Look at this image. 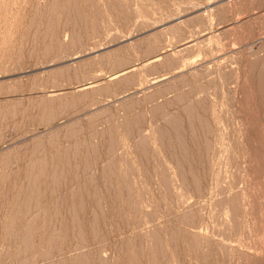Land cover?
I'll return each mask as SVG.
<instances>
[{"label":"rangeland","instance_id":"rangeland-1","mask_svg":"<svg viewBox=\"0 0 264 264\" xmlns=\"http://www.w3.org/2000/svg\"><path fill=\"white\" fill-rule=\"evenodd\" d=\"M86 91H91L88 93L90 96L83 94ZM72 96H83L73 109L57 114L49 122L37 120L42 107L40 102L58 97L67 100ZM10 107H17V114L6 116L5 111ZM23 108L29 110L24 113ZM174 120L180 127L178 135L181 133L185 149L192 155L187 163H178L174 157L180 149L169 150V137L162 138L163 133H170V139L176 135L169 131L170 122ZM192 122L204 125L203 132L196 134L197 138L196 135L191 137ZM65 133L71 135L67 137ZM201 143H204L203 148ZM83 145L85 153L82 158L86 156L83 159L87 158L85 160L89 162L88 167L91 164L90 167L87 168V164L84 167L82 162L85 160L79 159L81 164H77L73 171L67 170L69 174L62 179L60 186L56 185L59 189L55 187L52 196H44L47 199L45 203L51 206L55 198L56 201H61L62 196L65 198L78 180L81 188L86 185L88 190L90 187V192L86 190L88 193L84 188L80 201L63 202L64 209L59 208V216L54 217L57 226L53 217H50L52 221L49 219V232L54 230L53 221L57 228L59 221L67 222L68 226L62 229L58 239L62 240V236L69 239L62 250H42L37 242L24 251L23 229L40 208V205L35 209L32 206L33 211L30 204L29 209L27 198L26 205L23 204L31 184L27 173L36 161L51 163L62 151L71 152L77 148L75 146ZM60 147L61 152L56 155ZM70 157L69 153L60 159L65 170L75 160L74 156ZM189 166L191 174L194 173L192 175H201V178L197 176L199 183L194 189L188 186L191 179L183 175L189 172L186 169ZM5 175L12 177L7 179L6 187L0 189V203L16 197L18 208L24 213L27 209L28 214L7 228L8 213L1 211L4 216L0 219V264H18L20 260L22 264L25 261L27 264H51L52 261V264L60 261L61 264H75V259L84 254L90 257V264H104V261L105 264H118L119 261L120 264H264V0H0V180ZM105 178H113L115 184L110 185ZM201 206L205 208L199 209ZM117 207H126L124 213L128 211L125 214L131 216H124L125 221H131L128 225L123 220L124 214L119 221ZM71 211L78 213L76 218L80 220L76 219V225L79 223L82 230L76 225L74 229L71 227ZM190 211L192 215H189ZM90 215L98 216V226L94 228L97 231L98 227L97 232L85 227ZM182 215L194 218L186 220L181 218ZM134 217V221L140 223H132ZM190 218L196 223H191ZM116 221L118 225H115ZM168 223L171 224L166 227ZM175 229L179 230V236ZM48 230L43 231L46 232L43 238L51 235ZM70 230L74 232L70 233ZM154 230H158L159 235ZM40 233H32L30 238L35 240ZM174 236L182 237L179 238L182 242L185 240V245L181 242L185 249L181 245L173 248ZM192 238L196 240L193 243L190 242ZM155 240L159 241L158 245ZM76 246L79 250L75 249ZM70 247L75 251L71 252ZM152 249L161 254L157 252L156 255ZM43 251L49 252L48 258ZM130 256L132 258H128ZM62 258L66 261L63 262Z\"/></svg>","mask_w":264,"mask_h":264},{"label":"bare ground","instance_id":"bare-ground-1","mask_svg":"<svg viewBox=\"0 0 264 264\" xmlns=\"http://www.w3.org/2000/svg\"><path fill=\"white\" fill-rule=\"evenodd\" d=\"M7 3V2H6ZM13 3H15V2H13ZM12 3V4H13ZM15 5V4H14ZM13 5V6H14ZM16 9V8H15ZM5 24V23H4ZM17 44V43H16ZM45 51H46V49H45ZM63 70V69H62ZM70 73V72H69ZM105 76V75H104ZM66 81V80H65ZM67 82V81H66ZM104 85V84H103ZM55 86V85H54ZM88 86V85H87ZM102 89H103V87H102ZM106 90V89H105ZM103 91V90H102ZM89 92H91V91H89ZM89 92H85V93H83V92H81V93H83V94H88ZM107 92V91H106ZM89 94H91V93H89ZM88 94V96H90ZM96 95V94H95ZM105 95H106V93H105ZM84 96V95H83ZM83 96H78V97H69V99H67V100H64V99H61V97H58V99H55V100H50V101H44V102H40V106H42L41 108H40V110H39V114L37 115V120L39 121V122H49V120L51 121L53 118H55L56 116H58L59 114H63L64 113V111H67V110H71V109H73L75 106H77L78 105V103L80 102L79 100H82V98H83ZM99 98V97H98ZM38 105V106H39ZM112 107H114L113 105H112ZM118 108V107H117ZM29 109L28 108H23V112L25 113V111H28ZM17 112H18V109H17V107H10V108H7L6 109V111H5V113H6V116H14L15 114H17ZM58 114V115H57ZM107 115V114H106ZM121 115V114H120ZM110 116V115H109ZM114 117V116H113ZM160 118V117H159ZM102 119V118H101ZM78 123V122H77ZM93 123V122H92ZM116 123V122H115ZM42 124V123H41ZM87 124V123H86ZM118 124V123H117ZM224 124V123H223ZM91 125V124H90ZM83 127V126H82ZM191 131H192V133H191V137L192 138H194L195 137V135L196 134H198V133H200V132H203V128H204V125H203V123H196V122H192L191 123ZM88 128H89V126H88ZM93 128H94V125H93ZM126 128V127H125ZM63 129V128H62ZM76 129V128H75ZM80 129H82V128H80ZM79 129V130H80ZM89 129H91V128H89ZM129 129V128H128ZM132 129V128H131ZM77 130V129H76ZM85 130H86V128H85ZM126 130V129H125ZM146 130V129H145ZM173 131L176 135L175 136H172V139H170V133H163V135H162V138L164 139V138H166L167 139V137H169V143L167 142V144H168V146H169V150H171V149H176L177 147L180 149H178L179 151H177L176 152V154H175V157H174V159H176V161L179 163H181V162H184L185 163V161H186V163H187V161H189V157L190 156H192L191 154H189V151H187L186 149H185V147H184V142L182 141V136L179 134L178 135V131H180V127H179V125H178V123H177V121H172V122H170V126H169V131ZM129 131V130H128ZM131 131V130H130ZM147 131V130H146ZM151 131V130H150ZM205 131V130H204ZM64 132V131H63ZM124 132V131H123ZM66 133H68L69 134V132H66ZM65 133V135H67ZM77 133L79 134V132H78V130H77ZM83 133H84V131H83ZM106 133V132H105ZM146 133V132H145ZM64 134V133H63ZM62 134V137L64 136ZM107 134V133H106ZM105 134V135H106ZM59 135H61V134H59ZM58 135V136H59ZM71 135V134H70ZM70 135H67V137L68 136H70ZM80 135V134H79ZM103 135H104V132H103ZM108 135H109V133H108ZM108 135L106 136V137H108ZM116 135V134H115ZM121 135V134H120ZM75 136V135H74ZM98 136V135H97ZM133 136H134V134H133ZM197 136L198 135H196V138H197ZM200 136V135H199ZM39 137V136H38ZM52 137V136H51ZM55 137V136H54ZM91 137V136H90ZM99 137V136H98ZM100 137H101V135H100ZM105 137V136H104ZM128 137V136H127ZM201 137V136H200ZM200 137H199V139H200ZM212 137V136H211ZM49 138V137H48ZM57 138V137H56ZM50 139V138H49ZM55 139V138H54ZM64 139V138H63ZM65 139H66V137H65ZM99 139V138H98ZM101 139V138H100ZM57 140V139H56ZM62 140V139H61ZM228 140V139H227ZM47 141V140H46ZM49 141V140H48ZM60 141V140H59ZM134 141H136V140H134ZM211 141V140H210ZM214 141V140H213ZM4 142V141H3ZM102 142V141H101ZM107 142V141H106ZM117 142H120V141H117ZM121 142H123L122 140H121ZM193 142V141H192ZM204 142V141H203ZM57 143H58V141H57ZM216 143V142H215ZM222 143V142H221ZM239 143V142H238ZM3 144V143H2ZM51 144V143H50ZM199 144H200V141H199ZM198 144V145H199ZM212 144V143H211ZM210 144V145H211ZM225 144V143H224ZM223 144V145H224ZM49 145V144H48ZM86 145H88V144H86ZM104 145V144H103ZM222 145V146H223ZM230 145V144H229ZM232 145V144H231ZM44 146V145H43ZM54 145L52 144V147H53ZM64 146V145H63ZM85 145H83V146H80V147H78V146H75V147H77V148H75L74 149V151H71V152H68L67 150V152L64 150V151H62V153L60 154V156L59 155H57V154H59L60 152H61V148L62 147H60V151H58V153L56 152V155L58 156V157H56V155H55V157L56 158H54V161H52L51 163H48L47 162V160L46 161H39L38 160V162L36 161V165L34 164L33 166H31V169H30V172H28L27 173V177L30 179L29 180V183H31L30 185H29V190H28V193H26L28 196L27 197H25V201H24V203L23 204H25L26 205V201L28 200V204H27V207L29 208V206H30V204H31V209H32V206H33V208L35 207V206H39L40 205V208L38 207V212H36V213H34L35 214V216H34V218L33 219H30L29 218V220H28V222H26V227H24V231L22 232V234L24 233V237H23V240H24V243H25V246L23 247V248H25V250L22 248V250H24V251H26V248H28V246H32V245H34V244H36L37 242V244L38 245H41L42 247H41V249L42 250H46V251H54V250H58L59 248L61 249L65 244H66V240H68L69 238H67V237H65V236H62V237H64V238H61L62 240H59L58 238H59V233L60 232H62L64 229L63 228H65L66 226H68V224H67V222H62V221H59V225L60 226H58V228L57 227H55L54 226V221H55V224H56V226L58 225V222H56V220H55V218L54 217H57V216H59L58 214H59V208L60 209H64V207L65 206H63V202L64 201H66V202H77L78 200L80 201L81 200V197H82V195H83V193H84V188L86 187V185L83 183V188H81V185H80V182H78L77 181V184H75V187L72 189H70L71 191L67 194V196L64 198V196H62L63 198L61 199V201H56V198H55V201L53 202V204H51V206H49V204H46L45 203V201L47 200L46 198H44V196L46 195V196H52V194L53 193H55L54 192V189H55V187H56V185H58V186H60V183H61V181H62V179H65L64 177L67 175V173H68V171H73L74 170V168H76L78 165L77 164H81V161L79 160V159H83L84 157H86V156H84L83 158H82V156L84 155L83 153H85V152H83L84 150H85V148H84V150L82 149V147H84ZM114 146H116V145H114ZM142 146V145H141ZM201 146H202V148L204 147V143L202 144L201 143ZM246 146H247V144H246ZM35 148H36V146H34ZM41 147V146H40ZM88 147V146H87ZM86 147V148H87ZM102 147V146H101ZM198 147V146H197ZM34 148V149H35ZM42 148V147H41ZM68 148H70L69 146H68ZM109 148H110V146H109ZM187 148V147H186ZM199 148V147H198ZM44 149V148H43ZM42 149V150H43ZM49 149V148H48ZM58 149H59V147H58ZM57 149V150H58ZM65 149H67V148H65ZM91 149V148H90ZM92 149H93V146H92ZM102 149V148H101ZM111 150L113 149V148H110ZM115 149V148H114ZM196 149V148H195ZM199 149H201V148H199ZM233 149V148H232ZM24 150V149H23ZM27 150V149H26ZM73 150V149H72ZM83 150V151H82ZM88 150V149H87ZM95 150H96V148H95ZM106 150H107V148H106ZM177 150V149H176ZM197 150V149H196ZM196 150H195V153H196ZM212 150V149H211ZM148 151V150H147ZM202 151H204L203 149H202ZM202 151H201V154H203L202 153ZM245 151V150H244ZM243 151V152H244ZM248 151V150H247ZM246 151V152H247ZM11 152V151H10ZM27 152V151H26ZM52 152V151H51ZM53 152H55V150L53 151ZM52 152V153H53ZM99 152V151H98ZM110 153V155H111V151H109ZM127 152V151H126ZM251 152V151H250ZM17 153V152H16ZM24 153V151L22 152V154ZM35 153V152H34ZM69 153H70V155H71V157L72 156H74V158L73 159H75V160H73V163L71 164V165H68V167H69V169H64V167H62V163L63 162H60V159H62V157L63 156H66V155H68L69 156ZM123 153V152H122ZM163 153V152H162ZM193 153V152H192ZM197 153H198V155H199V152L197 151ZM196 153V154H197ZM207 153V152H206ZM209 153V152H208ZM223 153V152H222ZM73 154V155H72ZM117 154V153H116ZM168 154V153H167ZM166 154V155H167ZM173 154V153H172ZM247 154H249V153H247ZM15 155V154H14ZM112 155H113V153H112ZM219 155H220V153H219ZM222 155V154H221ZM250 155V154H249ZM248 155V156H249ZM19 156H21V155H19ZM24 156V155H23ZM95 156V155H94ZM16 157V156H15ZM70 157V158H71ZM77 157V158H76ZM124 157V156H123ZM225 158L227 157V156H224ZM11 158V157H10ZM27 158V157H26ZM43 158V157H42ZM45 158V157H44ZM43 158V159H44ZM53 158V157H52ZM89 158V157H88ZM101 158V157H100ZM107 158V157H106ZM160 158V157H159ZM206 158V157H205ZM85 159H87V158H85ZM85 159H83L82 161H84ZM108 159V158H107ZM111 159V158H110ZM167 159V158H166ZM193 159V158H192ZM219 159V158H218ZM217 159V160H218ZM247 159V158H246ZM19 160V159H18ZM66 160H68V159H66ZM66 160H65V162H66ZM105 160V159H104ZM109 160V159H108ZM159 160V159H158ZM161 160V159H160ZM201 160V159H200ZM16 161V160H15ZM79 161H80V163H79ZM92 161V160H91ZM106 161V160H105ZM111 161V160H110ZM123 161V160H122ZM121 161V162H122ZM167 161V160H166ZM195 161V160H194ZM219 161V160H218ZM224 161V160H223ZM247 161V160H246ZM69 162V161H68ZM72 162V161H71ZM172 162V161H171ZM203 162H204V160H203ZM220 162V161H219ZM218 162V163H219ZM83 163V166L84 167H86V164L87 163H89V162H86V160H85V162H82ZM106 163H108V161L106 162ZM114 163V162H113ZM118 163V162H117ZM127 163V162H126ZM165 163V162H164ZM202 163V162H201ZM59 164H61L60 166H59ZM105 164V163H104ZM157 164H159V163H157ZM161 164H162V162H161ZM167 164V163H166ZM22 165V164H21ZM66 165V164H65ZM91 165V164H90ZM90 165H89V167H90ZM133 165V164H132ZM162 165H164V164H162ZM175 165V164H174ZM217 165V164H216ZM64 166V165H63ZM114 166V165H113ZM197 166V165H196ZM81 167V166H80ZM83 167V168H84ZM88 167V164H87V168H89ZM121 167V166H120ZM124 167V166H123ZM126 167V166H125ZM128 167V166H127ZM169 167V166H168ZM195 167V166H194ZM79 168V167H78ZM138 168V167H137ZM210 168V167H209ZM79 169H81V168H79ZM121 169V168H120ZM125 169V168H124ZM163 169V168H162ZM186 169L189 171H187V170H185V172L187 171L188 173H184L183 175L184 176H186L187 178H188V180L189 179H191V181L189 180H187L188 181V183H187V181H185V179H187V178H185L184 179V181L188 184V186L190 185L191 186V188L193 187V189H194V187H196L197 188V186H198V184L197 183H199V178H201L199 175H192V174H194V173H192L191 174V167L189 166L188 168L186 167ZM15 170V169H14ZM68 170V171H67ZM83 170V169H82ZM86 170V169H85ZM85 170H84V172H85ZM141 170V169H140ZM183 170H184V168H183ZM207 170H208V168H207ZM22 171V170H21ZM77 171V170H76ZM79 171V170H78ZM122 171V170H121ZM163 171V170H162ZM165 171V170H164ZM174 171V170H173ZM181 171V170H180ZM194 171V170H193ZM196 171V170H195ZM199 171V170H198ZM213 170H211V172H212ZM221 172H222V170H220ZM18 172V171H17ZM123 172V171H122ZM200 172V171H199ZM207 172V171H206ZM77 173V172H76ZM79 173V172H78ZM80 173H82V172H80ZM88 173V172H87ZM100 173V172H99ZM143 173V172H142ZM146 173V172H145ZM160 173V172H159ZM246 173V172H245ZM10 174V173H9ZM16 174V173H15ZM69 174V173H68ZM75 174V173H74ZM89 174V173H88ZM91 174V173H90ZM154 174V173H153ZM198 174V173H197ZM210 174V173H209ZM216 174V173H215ZM75 175H77V174H75ZM107 174H105V176H106ZM175 175V174H174ZM182 175V174H181ZM181 175H179V177L181 176ZM182 175V176H183ZM208 175V174H207ZM218 175V174H217ZM217 175H215V176H217ZM23 176V175H22ZM79 176V175H78ZM78 176L76 177V178H78ZM102 177L101 178H103V174L101 175ZM168 176V175H167ZM173 176V175H172ZM176 176V175H175ZM197 176H199V178H197ZM12 177V176H11ZM10 176H8V175H5V177H3V179H1L0 180V189H2V188H5L6 187V181H7V179H10L11 178ZM26 176L24 175L23 176V178H25ZM80 177V176H79ZM85 178H86V176H84ZM126 177V176H125ZM155 177V176H154ZM16 178V177H15ZM70 178H71V175H70ZM90 178V177H89ZM100 178V179H101ZM123 178V177H122ZM128 177H126V179H127ZM209 178H210V176H209ZM214 178V177H213ZM107 178H105V180H106ZM124 179V178H123ZM130 179V178H129ZM151 179V178H150ZM175 179H177V177L175 178ZM204 179H206V178H204ZM13 180V179H12ZM15 180V179H14ZM26 180H28V179H26ZM92 180V179H91ZM99 180V179H98ZM104 180V179H103ZM168 180V179H167ZM210 180V179H209ZM212 180V179H211ZM218 180V179H217ZM10 181V180H9ZM31 181V182H30ZM100 181V180H99ZM115 180L113 179V178H109V179H107V182L108 183H110V185L114 182ZM121 181V180H120ZM126 181V180H125ZM128 181V180H127ZM164 181V180H163ZM171 181V180H170ZM177 181V180H176ZM200 181H201V179H200ZM69 182V181H68ZM75 182V181H74ZM85 182V181H84ZM91 182V181H90ZM101 182V181H100ZM104 182V181H103ZM118 182V181H117ZM122 182V181H121ZM146 182H147V178H146ZM150 182V181H149ZM153 182V181H152ZM165 182V181H164ZM173 182V181H172ZM183 182V181H182ZM202 182V181H201ZM22 183V182H21ZM70 183V182H69ZM76 183V182H75ZM86 183H88V182H86ZM104 183H106V182H104ZM120 183V182H119ZM124 183V182H123ZM128 182H126V184H127ZM134 183V182H133ZM148 183V182H147ZM157 183V182H156ZM184 183V182H183ZM215 183V182H214ZM101 184H102V182H101ZM114 184H115V182H114ZM144 184V183H143ZM164 184V183H163ZM162 184V185H163ZM167 184V183H166ZM186 184V185H187ZM207 184V183H206ZM89 185V184H88ZM100 185V184H99ZM103 185V184H102ZM113 185V184H112ZM121 185H122V183H121ZM120 185V186H121ZM173 185H175L174 183H173ZM184 185H185V183H184ZM183 185V186H184ZM217 185V184H216ZM20 186V185H19ZM65 186V185H64ZM73 186V185H72ZM71 186V187H72ZM107 186H108V184H107ZM124 186V188H126L127 187V185H126V187H125V184L123 185ZM134 186V185H133ZM156 186V185H155ZM171 186V188H172V185H170ZM176 186H178V185H176ZM200 186V185H199ZM213 186V185H212ZM62 187V186H61ZM60 187V188H61ZM100 187V186H99ZM137 187V186H136ZM140 187V186H139ZM151 187V186H150ZM25 188H27L26 186H25ZM63 188V187H62ZM61 188V189H62ZM65 188V187H64ZM63 188V189H64ZM88 188V187H87ZM95 188V187H94ZM102 188H103V186H102ZM111 188V187H110ZM123 188V189H124ZM128 188H130V187H128ZM132 188V187H131ZM142 188V187H141ZM149 188V187H148ZM153 188V187H152ZM162 188V187H161ZM174 188V187H173ZM177 189H178V187H176ZM184 188V187H183ZM182 188V189H183ZM187 186H186V190H187ZM190 188V187H189ZM195 188V189H196ZM17 189V188H16ZM22 188L20 187V190H21ZM56 189L58 190L59 189V187H56ZM83 189V190H82ZM89 189H90V187H89ZM89 189L87 190L86 188H85V191L87 190V191H89ZM106 189V188H105ZM122 189V190H123ZM136 189V188H135ZM138 189V188H137ZM150 189V188H149ZM179 189H181V188H179ZM181 189V190H182ZM212 189V188H211ZM14 190H15V188H14ZM69 190V189H68ZM91 190V189H90ZM130 190V189H129ZM167 190V189H166ZM181 190H179V191H181ZM207 190V189H206ZM215 190V189H214ZM17 191V190H16ZM18 191H19V189H18ZM17 191V192H18ZM22 191V190H21ZM20 191V192H21ZM43 191H46V192H43ZM61 191V190H60ZM86 191V192H87ZM124 191V190H123ZM133 191V190H132ZM142 191V190H141ZM165 191V190H164ZM169 191V190H168ZM174 191V190H173ZM211 191V190H210ZM57 193H59L58 191H56ZM85 192V193H86ZM90 192V191H89ZM167 192V191H166ZM170 192H171V190H170ZM169 192V193H170ZM175 192V191H174ZM185 192V191H184ZM62 193V192H61ZM88 193V192H87ZM92 193H93V191H92ZM127 192H125L124 194H126ZM139 193V192H138ZM149 193V192H148ZM173 192H171V194H172ZM176 193H177V191H176ZM175 193V194H176ZM211 193H213V192H211ZM22 194H23V192H22ZM63 194V193H62ZM96 194V193H95ZM129 194H130V191H129ZM137 194V193H136ZM143 194V193H142ZM145 194H147V193H145ZM174 194V195H175ZM182 194V193H181ZM184 194H187V193H184ZM203 194V193H202ZM94 195V194H93ZM113 195V194H112ZM120 195V194H119ZM133 195V194H132ZM148 195V194H147ZM173 195V196H174ZM177 195V194H176ZM204 195V194H203ZM26 196V195H25ZM45 196V197H46ZM90 196V195H89ZM104 196V195H103ZM130 196V195H129ZM136 196V195H135ZM146 196V195H145ZM150 196H151V194H150ZM156 196V195H155ZM162 196V195H161ZM168 196H170V195H168ZM198 196V195H197ZM201 196V195H200ZM239 196V195H238ZM15 197V196H14ZM20 197V196H19ZM58 197H59V200H60V196L58 195ZM102 197V196H101ZM112 197H114V196H112ZM134 197V196H133ZM165 197V196H164ZM178 197V196H177ZM177 197H175V198H177ZM16 198V197H15ZM10 199L9 200V202H7L8 201V199H7V203H5V201L3 202V203H0V219H2L1 218V216H4V215H1V211H5L6 212V214L8 213V215L7 216H9L8 218H9V225H7L6 224V227L7 228H9L10 227V225H11V227L13 226V224H15V222L18 220V219H20V217H22L24 214H28L27 212V209H25V208H23V209H25V213H24V211L23 210H21L20 208H18V204H19V202L16 200V199ZM23 198V197H22ZM26 198H27V200H26ZM130 198H132V197H130ZM135 198V197H134ZM163 198V197H162ZM172 198V197H171ZM180 198H181V196H180ZM184 198L185 197H183V200H184ZM187 198H189V197H187ZM202 198V197H201ZM209 198V197H208ZM233 198V197H232ZM106 199V198H105ZM108 199V198H107ZM136 199V198H135ZM159 199V198H158ZM178 200H179V198H177ZM182 199V198H181ZM180 199V200H181ZM210 199V198H209ZM215 199V198H214ZM19 200V199H18ZM50 200H51V198H50ZM90 200V199H89ZM99 200V199H98ZM125 200H127V199H125ZM137 200V199H136ZM151 200V199H150ZM165 200H167V202H168V199H165ZM170 200V199H169ZM178 200H176V202L178 201ZM222 200V199H221ZM236 200V199H235ZM22 200H20V202H21ZM87 201V200H86ZM85 201V202H86ZM97 201V200H96ZM145 201H146V199H145ZM153 201V200H152ZM193 201H196V200H193ZM209 201V200H208ZM17 202H18V204H17ZM90 202H91V200H90ZM130 202H132V201H130ZM137 202V201H136ZM139 202H140V200H139ZM173 202V201H172ZM171 202V203H172ZM185 202V201H184ZM183 202V203H184ZM189 202V201H188ZM187 202V203H188ZM206 202V201H205ZM84 203V202H83ZM97 203V202H96ZM100 203V202H99ZM119 203V202H118ZM126 203V202H125ZM127 203H129L128 201H127ZM133 203V202H132ZM142 203V202H141ZM148 203H149V201H148ZM157 203V202H156ZM166 203V202H165ZM209 203V202H208ZM230 203V202H229ZM77 204H79V203H77ZM86 204H88V202L86 203ZM90 204V203H89ZM98 204V203H97ZM96 204V205H97ZM120 204V203H119ZM130 204V203H129ZM134 205H135V203H133ZM132 204V205H133ZM137 204V203H136ZM176 204V203H175ZM182 204V203H181ZM186 204V203H185ZM193 204V203H192ZM196 204V203H195ZM202 204H203V202H202ZM220 204V203H219ZM218 204V205H219ZM43 205V206H42ZM55 205V206H54ZM108 205V204H107ZM114 205H116V204H114ZM123 205H125V204H123ZM127 205V204H126ZM138 205V204H137ZM136 205V206H137ZM143 205H145V203L143 204ZM155 205V204H154ZM173 206H174V204H172ZM188 205V204H187ZM186 205V206H187ZM189 205H190V203H189ZM67 206H69L68 204H67ZM82 206V205H81ZM92 206V205H91ZM94 206H95V204H94ZM98 206V205H97ZM96 206V207H97ZM122 206V205H121ZM120 206V207H121ZM128 206V205H127ZM136 206H134V208L136 207ZM139 206H141V205H139ZM168 206V205H167ZM178 206V205H177ZM192 206V205H191ZM221 206V205H220ZM238 206V205H237ZM236 206V207H237ZM241 206V205H240ZM24 207H26V206H24ZM26 207V208H27ZM70 207H72V206H70ZM74 208V211H75V206H73ZM79 207V206H78ZM78 207H76V208H78ZM119 207V206H118ZM116 208V210L118 209V211H116V216L118 215V217H120L119 219V221H121V219H122V215H123V220L125 221L126 220V218H124V216L128 213V211H126L125 213H124V211L126 210V207H122V208ZM157 207V206H156ZM159 207H160V205H159ZM165 207V206H164ZM164 207H163V209H164ZM169 207V206H168ZM175 207V206H174ZM202 207V206H201ZM214 207V206H213ZM228 207V206H227ZM230 207V206H229ZM234 207V206H233ZM235 207V208H236ZM84 208V207H83ZM86 208V207H85ZM89 208V207H88ZM93 208V207H92ZM92 208H91V210H92ZM110 208V207H109ZM114 208V210H115V207H113ZM131 208V207H130ZM141 208V207H140ZM139 208V209H140ZM147 208V207H146ZM145 208V209H146ZM172 208V207H171ZM185 208V207H184ZM205 208V207H204ZM203 207L202 208H199V209H204ZM209 208V206H207V209ZM30 209V208H29ZM35 209V208H34ZM37 209V208H36ZM70 208H68L67 210H69ZM72 209V210H73ZM107 209V208H106ZM122 209V210H121ZM152 209V208H151ZM169 209V208H168ZM182 209V208H181ZM186 209V208H185ZM197 209V208H196ZM219 209V208H218ZM221 209V208H220ZM239 209H240V207H239ZM7 210H9V211H7ZM33 210V209H32ZM71 210V209H70ZM109 210V209H108ZM131 210V209H130ZM133 210V209H132ZM136 210H138V209H136ZM147 210V209H146ZM150 210V209H149ZM155 210V209H154ZM153 210V211H154ZM165 210V209H164ZM167 210V209H166ZM170 210V209H169ZM171 210H173V209H171ZM175 210V209H174ZM178 210V209H177ZM29 211H31V210H29ZM34 211V210H33ZM32 211V212H33ZM61 211V210H60ZM74 211H71V220L69 221V223H71L72 224V228L74 229V227H76V226H78V227H81L80 226V224L78 223L77 225H76V216L78 215V213H73ZM134 211H135V209H134ZM148 211V210H147ZM157 211V210H156ZM161 211V210H160ZM159 211V212H160ZM185 211V210H184ZM189 211V210H188ZM194 211V210H193ZM200 211V210H199ZM211 211V210H210ZM209 211V212H210ZM62 212V211H61ZM60 212V213H61ZM68 212V211H67ZM91 212V211H90ZM95 212V214H97L96 213V211H94ZM132 212V211H131ZM131 212H130V214H131ZM141 212V211H140ZM150 212H151V210H150ZM163 212V211H162ZM214 212V211H213ZM238 212V211H237ZM85 213V212H84ZM89 213V212H88ZM111 213L112 212H110V215H111ZM138 213V212H137ZM152 213V212H151ZM157 213V212H156ZM203 213V212H202ZM34 214H32V216L34 215ZM69 214H70V212H69ZM77 214V215H76ZM91 214H94V213H91ZM100 214H101V211H100ZM140 214H142V213H140ZM145 214H146V212H145ZM149 214V213H148ZM153 214V213H152ZM163 215H164V212L162 213ZM168 214V213H167ZM166 214V215H167ZM174 214V213H173ZM172 214V215H173ZM178 214V213H177ZM177 214H176V216H177ZM181 214H182V212H181ZM180 214V215H181ZM184 215L186 214H188V213H183ZM60 215H62V213L60 214ZM136 215V214H135ZM147 215V214H146ZM145 215V216H146ZM161 215V214H160ZM163 215H161V216H163ZM175 215V214H174ZM189 215H192V211H190V214ZM193 215H195V213L193 214ZM201 215V214H200ZM206 215V214H205ZM232 215V214H231ZM29 216V215H28ZM32 216H31V218H32ZM68 216V215H67ZM83 216V215H82ZM127 216V218H129L128 216H130L129 214L128 215H126ZM139 216V215H138ZM143 216V215H142ZM165 216V215H164ZM204 216V215H203ZM203 216H201V217H203ZM210 216H211V214H210ZM24 217V216H23ZM26 218H27V216H25ZM50 217H53L54 218V221H53V227H54V230H51V232H49V224H50V222H49V219H50ZM60 217H62V216H60ZM60 217H59V219H60ZM78 217V216H77ZM106 217V216H105ZM111 217V219H112V217H113V215H111L110 216ZM132 217H133V215H132ZM136 217V216H135ZM132 218L133 219V221H132V223L133 222H135L134 221V219H136V218ZM170 217V216H169ZM182 217H184L183 215L181 216V218ZM189 217H191L192 219L194 218V216L192 217V216H188V218H187V216H186V220L187 219H189ZM196 217V216H195ZM230 217V216H229ZM65 218V217H64ZM63 218V219H64ZM81 218V217H80ZM86 218V217H85ZM96 218L98 219V216L96 217V215H93V216H89L88 218H87V220L85 221V227L86 226H88L89 228H91L92 230L96 227V226H98V225H96V223H98L97 221H96ZM101 218V217H100ZM108 218V217H107ZM114 218V217H113ZM130 218H131V216H130ZM145 218V217H144ZM152 218V217H151ZM156 218V217H155ZM190 218V219H191ZM196 218H198V217H196ZM230 218H232V217H230ZM236 218V217H235ZM5 219V218H4ZM110 219V218H109ZM115 219H116V217H115ZM142 219V218H141ZM173 220H174V218H172ZM190 220L191 221V223H193V222H195V220ZM206 219V218H205ZM204 219V220H205ZM228 219V218H227ZM31 220V221H30ZM51 221H52V219H50ZM62 220V219H61ZM77 220H80L79 218L77 219ZM149 220V219H148ZM186 220H183L184 222L186 221ZM208 220V219H207ZM230 220V219H229ZM82 221V220H81ZM171 221V220H170ZM169 221V222H170ZM177 221H178V219H177ZM189 221V222H190ZM193 221V222H192ZM202 221V220H201ZM18 222V221H17ZM104 222V221H103ZM112 222H113V219H112ZM126 222V224L127 223H129V222H131V221H125ZM125 222L123 223L124 225H125ZM137 222H139L138 220H137ZM137 222H135V223H137ZM168 222V221H167ZM189 222H187L188 224H189ZM199 222V221H198ZM20 223V222H19ZM22 223V222H21ZM81 223V222H80ZM106 223H107V221H106ZM111 223V222H110ZM117 223V221L115 222V225H118V224H116ZM121 223V222H120ZM140 223V222H139ZM144 223V222H143ZM142 223V224H143ZM160 223H162V222H160ZM196 223V222H195ZM195 223H193V224H195ZM200 223V222H199ZM199 223H197V224H199ZM205 223V222H204ZM52 224V223H51ZM83 224V223H82ZM104 224V223H103ZM113 224H114V222H113ZM142 224H140V225H142ZM145 224V223H144ZM171 224V223H170ZM169 223L168 224H166V227L167 226H169L170 225ZM76 225V226H75ZM121 225V224H120ZM128 225V224H127ZM155 225V224H154ZM158 225V224H157ZM160 225V224H159ZM165 225V224H164ZM136 226V225H135ZM156 226V225H155ZM172 226H174V224L172 225ZM177 226V225H176ZM175 226V227H176ZM208 226V225H207ZM206 226V227H207ZM23 227V226H22ZM77 227V228H78ZM105 227V226H104ZM119 227V226H118ZM126 227V226H125ZM141 227V226H140ZM140 227H139V229H140ZM157 227V226H156ZM163 227H165V226H163ZM162 227V228H163ZM174 227V228H175ZM1 228V227H0ZM110 229H111V227H109ZM113 228V227H112ZM132 228V227H131ZM169 228V227H168ZM172 228V227H171ZM170 228V229H171ZM174 228H172V229H174ZM181 228V227H180ZM192 228H195V227H192ZM11 229V228H10ZM13 229V228H12ZM63 229V230H62ZM66 229V228H65ZM71 229V228H70ZM76 229V228H75ZM90 229V230H91ZM133 229V228H132ZM142 229V228H141ZM150 229V228H149ZM166 228H164L163 230H165ZM170 229H166V231L167 230H170ZM171 229V231H173ZM189 229V228H188ZM197 229V228H196ZM8 230V229H7ZM6 230V231H7ZM47 230H48V232H49V234H51V235H47L45 238H43L42 236H43V233H46L47 232ZM68 230V229H67ZM81 230H82V227H81ZM80 230V231H81ZM125 230H126V228H125ZM143 230V229H142ZM153 230V229H152ZM178 230V229H177ZM176 229H175V233H176V231H177ZM1 231V230H0ZM6 231H4V232H6ZM35 231V232H34ZM39 231L40 232H42V233H40L39 235H40V237L39 238H37L36 237V234H33V236L34 237H36V239L34 240V238L32 239V238H30V235L32 234V233H36V232H38L39 233ZM43 231H46V232H43ZM66 231V230H65ZM87 231V230H86ZM94 231H95V229H94ZM93 231V232H94ZM97 231H98V227H97ZM97 231H95V232H97ZM112 231V230H111ZM133 231V230H132ZM137 231H138V229H137ZM149 231V230H148ZM155 231V230H154ZM153 231V232H154ZM158 231V230H157ZM157 231H155L157 234H158V232ZM162 232V230H160L159 229V232ZM166 231H164V233H166ZM179 231V230H178ZM177 231V235L179 236V232ZM184 231V230H183ZM186 231H188V230H186ZM67 232V231H66ZM74 231L73 230H70V233H73ZM76 232H77V229H76ZM75 232V233H76ZM92 232V231H91ZM102 232V231H101ZM113 232V231H112ZM117 232V231H116ZM160 232V233H161ZM0 233H2V232H0ZM80 233V232H79ZM145 233H147V232H145ZM172 233V232H171ZM175 233H173L174 235H175ZM191 233H192V231H191ZM7 234V233H6ZM10 234V233H9ZM48 234V233H47ZM64 234V233H63ZM82 234V233H81ZM84 234V233H83ZM87 234L89 235L90 233H89V229H88V232H87ZM95 234V233H94ZM126 234H128V232L126 233ZM139 234L140 233H138V236H139ZM161 234H163V233H161ZM160 234V235H161ZM189 234V233H188ZM2 235V234H1ZM5 235V234H4ZM15 235V234H14ZM65 235V234H64ZM72 235V234H71ZM73 235H75V234H73ZM96 235H98V234H96ZM96 235H93V236H96ZM111 235V234H110ZM146 235V234H145ZM149 235V234H148ZM150 235H153L152 233L150 234ZM159 235V234H158ZM158 235H156V234H154V237H157ZM171 235V234H170ZM187 235V234H186ZM57 236V237H56ZM66 236H67V234H66ZM77 236H78V234H77ZM114 236H116V235H114ZM127 236V235H126ZM128 236H129V234H128ZM134 236H135V234H134ZM142 236V235H141ZM173 236V235H172ZM172 236H171V238H172ZM182 237H184V235H181ZM195 236V235H194ZM2 237V236H1ZM1 237H0V239H1ZM14 237V236H13ZM122 237V236H121ZM133 237V236H132ZM145 237H147V236H145ZM145 237H144V239H145ZM151 237H153V236H151ZM153 237V238H154ZM159 237V236H158ZM164 237V236H163ZM168 237H170V236H168ZM182 237H173V244H174V246L175 247H173V248H176V247H179L180 245H181V242L182 241H180V239L179 238H182ZM18 238H19V236H18ZM70 238H71V236H70ZM74 238H75V236H74ZM78 238H81V237H78ZM89 238H90V235H89ZM88 238V239H89ZM92 238V237H91ZM97 238V237H96ZM119 238V237H118ZM117 238V239H118ZM127 238V237H126ZM160 238V237H159ZM158 238V239H159ZM171 238H169V239H171ZM184 238H186V237H184ZM64 239V240H63ZM77 239V238H76ZM82 239V238H81ZM83 239H85V237L83 236ZM95 238L93 237V240H94ZM128 239V238H127ZM132 239V238H131ZM152 239V238H151ZM155 239H157V238H155ZM161 239V238H160ZM183 239V238H182ZM191 239V238H190ZM193 240H191L190 242H192L193 243V241L195 242L196 240H194V238H192ZM18 240V239H17ZM22 240V239H21ZM22 240V241H23ZM71 240H73V238L71 239ZM70 240V242H72ZM90 240V239H89ZM88 240V241H89ZM96 240V239H95ZM121 240H123V239H121ZM136 240V239H135ZM92 241V240H91ZM97 241H99V240H97ZM128 241V240H127ZM146 241H148V237H147V240ZM185 240H183V242H184ZM199 241V240H198ZM13 242V244H14V241H12ZM15 242H16V240H15ZM69 242V244H71ZM80 242H81V240H80ZM83 242H85V240L83 241ZM90 242V241H89ZM133 242V241H132ZM141 242V241H140ZM149 242V241H148ZM155 242H156V240H155ZM157 242H159V241H157ZM156 242V243H157ZM169 242H171V240L169 241ZM182 242V243H183ZM75 243V242H74ZM78 243V242H77ZM77 243H75V244H77ZM115 243H116V240H115ZM142 243H144V242H142ZM142 243H140V244H142ZM153 243V242H152ZM151 243V244H152ZM1 244V243H0ZM6 244H8V243H6ZM81 244V243H80ZM79 244V245H80ZM106 244V243H105ZM135 244V243H134ZM133 244V245H134ZM138 243H136V245H137ZM155 244V243H154ZM165 244V243H164ZM171 244V243H170ZM184 245H185V243H183ZM183 244L181 245V247L182 248H184L185 249V246L183 247ZM191 246H194V244H191V243H189ZM198 244V243H197ZM20 244H18V246H19ZM68 245V244H67ZM79 245H77L78 247H79ZM94 245V244H93ZM109 245V244H108ZM120 245H122V244H120ZM127 245V244H126ZM143 245V244H142ZM147 245V244H146ZM150 245V244H149ZM153 245V244H152ZM157 245H158V243H157ZM157 245H155L156 247H157ZM196 245V244H195ZM36 246V245H35ZM70 246V245H69ZM72 246L73 247H75V245H73L72 244ZM71 246V247H72ZM77 246H76V248L75 249H78L77 248ZM113 246H115V244L113 245ZM119 246V245H118ZM117 246V247H118ZM138 246V245H137ZM140 246V245H139ZM138 246V247H139ZM198 246V245H197ZM8 247V246H7ZM6 247V248H7ZM33 247V246H32ZM32 247H31V249L30 250H32ZM67 247V246H66ZM70 247V248H71ZM72 247V248H73ZM82 247H83V245H82ZM127 247V246H126ZM142 247V246H141ZM147 247V246H146ZM167 247V246H166ZM21 248V247H20ZM72 248L70 249V251L72 250ZM96 248H98V247H96ZM109 248V247H108ZM113 248V247H112ZM122 247H120V249H121ZM132 248V247H131ZM151 248V247H150ZM153 248H154V246H153ZM173 248H171V249H173ZM181 248V249H182ZM194 248H196V247H194ZM193 248V249H194ZM3 249V248H2ZM67 249H68V247H67ZM75 249H74V251H75ZM84 249V248H83ZM87 249V248H86ZM119 249V248H118ZM128 249V248H127ZM133 249H136L137 250V247H133ZM132 249V250H133ZM140 249V248H139ZM143 249H144V247H143ZM142 249V250H143ZM147 249H148V247H147ZM162 249H163V247H162ZM166 249V248H165ZM180 249V250H181ZM10 250H11V248H10ZM16 250V249H15ZM14 250V251H15ZM62 250V249H61ZM69 250V249H68ZM79 250V249H78ZM82 250V249H81ZM113 250H115L114 248H113ZM146 250V249H145ZM155 251V249H152L151 251ZM157 250V249H156ZM159 250H161L160 249V247H159ZM176 249H174V251H175ZM183 250V249H182ZM188 249H186V251H187ZM196 250V249H195ZM5 251H6V249H5ZM13 251V252H14ZM73 251V250H72ZM71 251V252H72ZM73 251V252H74ZM94 251V250H93ZM119 251V250H118ZM139 251H141V249L139 250ZM150 251V252H151ZM162 251V250H161ZM173 251V250H172ZM178 252H180L179 250H177ZM185 251V252H186ZM7 252V251H6ZM5 252V253H6ZM10 252V251H9ZM17 252H19L18 253V255H20V251H17ZM17 252H15V253H17ZM38 252H40V251H38ZM42 252V251H41ZM57 252V251H56ZM81 252V251H80ZM84 252V251H83ZM88 252V251H87ZM97 252H100V251H97ZM156 252V251H155ZM154 252V253H155ZM157 252H159L160 253V251H157ZM157 252L155 253L156 255H157ZM176 252V251H175ZM184 252V251H183ZM35 253V252H34ZM33 252H32V254H34ZM43 253H45V251H43ZM78 253H79V251L77 252V255H78ZM118 253V252H117ZM117 253H116V255H117ZM127 253V252H126ZM129 253V252H128ZM147 253V252H146ZM172 253V252H171ZM13 254V253H12ZM23 254V253H22ZM46 254H47V258H48V254H49V252H46L45 254H43L44 256H46ZM52 254V253H51ZM50 254V255H51ZM69 255L71 254V253H68ZM83 254V253H82ZM122 254V253H121ZM130 254H132L131 253V251H130ZM145 254V253H144ZM151 254V253H150ZM161 254V253H160ZM164 254V253H163ZM166 254V253H165ZM177 254V253H176ZM179 254H181V253H179ZM6 255H8V254H6ZM17 255V254H16ZM58 255V252H57V254L55 255V256H57ZM68 255V256H69ZM74 255H75V253H74ZM86 254H84L83 256H81L79 259H75V258H73V263H74V261L75 260H77L76 261V263L75 264H90L89 262H90V257H87V256H85ZM113 255H115V253L113 254ZM115 255V256H116ZM136 254H133L132 256H135ZM172 255H174L175 256V254H172ZM178 255V254H177ZM182 255H183V253H182ZM1 256H2V254H1ZM10 256V255H9ZM22 256V255H21ZM52 256V255H51ZM62 256V255H61ZM78 256H80V255H78ZM90 256V255H89ZM98 256V255H97ZM100 256V255H99ZM115 256H113V257H115ZM120 256V255H119ZM127 256V255H126ZM129 256V255H128ZM132 256H130V257H128V258H132ZM142 256H144V255H142ZM152 256V255H151ZM161 256V255H160ZM164 256V255H163ZM14 257V256H13ZM33 257V256H32ZM76 257V256H75ZM117 257V256H116ZM121 257V256H120ZM136 258H138L137 256H135ZM155 257V256H154ZM15 258H16V256H15ZM18 258V257H17ZM26 258V256H24V259ZM28 258H30V259H32L31 257H29L28 256ZM47 258H46V260H47ZM51 258V257H50ZM56 258V257H55ZM127 258V257H126ZM2 259H3V257H2ZM19 259V258H18ZM27 259V258H26ZM25 259V260H26ZM52 259V258H51ZM50 259V261H52V260H54V259H52L51 260ZM60 259V258H59ZM63 259V258H62ZM68 259V258H67ZM69 259H72V258H69ZM75 259V260H74ZM96 259H99L100 260V258L99 257H97ZM115 259V258H114ZM133 259H134V257H133ZM139 259V258H138ZM144 259L146 260V258L144 257ZM150 259V258H149ZM152 259V258H151ZM0 260H1V258H0ZM10 260H11V257H10ZM20 260V259H19ZM36 260V259H35ZM49 260V259H48ZM64 260L66 261V259H63V262H64ZM91 260H92V258H91ZM107 260V259H106ZM116 260H117V258H116ZM119 260H120V258H119ZM118 260V261H119ZM127 260H129V259H127ZM126 260V261H127ZM137 259H135L134 261H136ZM156 260H158L157 258H156ZM156 260H155V263H156ZM161 260H162V258H161ZM7 261V260H6ZM17 261V260H16ZM21 261V263H18V264H22V260H20ZM50 261H49V263H50ZM133 261V260H132ZM138 261V260H137ZM147 261H149L150 263H151V261L150 260H147ZM23 262H24V260H23ZM26 262H28V261H25V264H27ZM47 262V261H46ZM53 262V261H52ZM52 262H51V264H52ZM59 262V261H58ZM60 262H62V261H60ZM59 262V264H61ZM68 262H69V260H68ZM129 262V261H128ZM131 262V261H130ZM44 264H45V262H43ZM99 263V262H98ZM104 264H105V261L103 262ZM132 263V262H131ZM137 263V262H136ZM24 264V263H23ZM31 264V263H30ZM48 264V263H47ZM69 264V263H68ZM91 264H92V262H91ZM107 264V263H106ZM118 264H120V261H119V263ZM142 264V263H141ZM149 264V263H148ZM158 264H160V263H158ZM163 264V263H162Z\"/></svg>","mask_w":264,"mask_h":264}]
</instances>
